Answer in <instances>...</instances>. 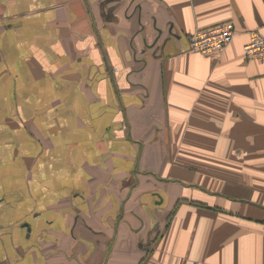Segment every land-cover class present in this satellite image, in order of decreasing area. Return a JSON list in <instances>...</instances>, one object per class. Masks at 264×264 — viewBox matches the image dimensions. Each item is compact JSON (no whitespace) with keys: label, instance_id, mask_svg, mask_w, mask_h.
<instances>
[{"label":"crops","instance_id":"crops-1","mask_svg":"<svg viewBox=\"0 0 264 264\" xmlns=\"http://www.w3.org/2000/svg\"><path fill=\"white\" fill-rule=\"evenodd\" d=\"M254 34L264 0H0V264H264Z\"/></svg>","mask_w":264,"mask_h":264},{"label":"built area","instance_id":"built-area-1","mask_svg":"<svg viewBox=\"0 0 264 264\" xmlns=\"http://www.w3.org/2000/svg\"><path fill=\"white\" fill-rule=\"evenodd\" d=\"M234 30L230 24L214 26L197 31L188 38L190 53L204 56L218 55L231 43ZM243 53L249 59L264 58V39L254 34L243 46Z\"/></svg>","mask_w":264,"mask_h":264},{"label":"trees","instance_id":"trees-1","mask_svg":"<svg viewBox=\"0 0 264 264\" xmlns=\"http://www.w3.org/2000/svg\"><path fill=\"white\" fill-rule=\"evenodd\" d=\"M194 205H195V204H194ZM195 206L206 209V207L203 206V205H201V204H196ZM169 218H170V216L168 217V221H169Z\"/></svg>","mask_w":264,"mask_h":264}]
</instances>
